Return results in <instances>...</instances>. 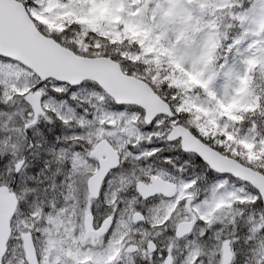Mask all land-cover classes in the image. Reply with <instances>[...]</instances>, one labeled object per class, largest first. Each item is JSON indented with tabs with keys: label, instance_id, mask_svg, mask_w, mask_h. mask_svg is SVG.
<instances>
[{
	"label": "snow or ice",
	"instance_id": "6c2138e0",
	"mask_svg": "<svg viewBox=\"0 0 264 264\" xmlns=\"http://www.w3.org/2000/svg\"><path fill=\"white\" fill-rule=\"evenodd\" d=\"M17 103L0 264H240L241 237L264 264V0H0Z\"/></svg>",
	"mask_w": 264,
	"mask_h": 264
},
{
	"label": "rangeland",
	"instance_id": "374dc122",
	"mask_svg": "<svg viewBox=\"0 0 264 264\" xmlns=\"http://www.w3.org/2000/svg\"><path fill=\"white\" fill-rule=\"evenodd\" d=\"M105 7H106V6H105ZM103 8H104V7H102V8L100 9V11H101ZM237 31H238V30H237ZM235 35H236V32L233 33V36H235ZM233 62L238 64V58H237V57H233ZM11 108H13V110L15 111V113L11 112V113L9 114V116H10L11 118H9V116H8V120H7V122H8V123L13 122V124L16 125V123H17V121H18L19 119L22 120L24 106H23V104L17 103V104H15V105H13ZM41 126H44V128H45L47 131H49V130H51V126H53V125H51V124H49V125H45V124L42 123ZM10 128H11V127H7L6 130H9ZM12 128H14V127H12ZM37 138L40 139L38 136H37ZM21 142H22V141H20L19 144H20ZM19 144H18V146H19ZM14 151H16V149H13L12 152H14ZM22 154H23V147H21L20 150H19V152H17V155H19V156H22ZM29 158H30V160H31V159H32V156L30 155ZM30 171H31V169H30ZM25 185H27V184H22V187H25ZM99 211L103 212L104 209H103V208H100ZM225 223H227V221H226ZM185 250H186V249H185V247H184L183 251H181V252H184ZM207 250L209 251V253L211 252V250H209V249H207ZM178 252H179V250H178ZM205 264H207V261L205 262ZM212 264H215V260L212 261Z\"/></svg>",
	"mask_w": 264,
	"mask_h": 264
},
{
	"label": "trees",
	"instance_id": "16d2710c",
	"mask_svg": "<svg viewBox=\"0 0 264 264\" xmlns=\"http://www.w3.org/2000/svg\"><path fill=\"white\" fill-rule=\"evenodd\" d=\"M107 14H109V12L107 11V9H105L101 13V16H104V15H107ZM3 128H4V126H3V118L2 119L0 118V148L1 149L6 144L10 145L12 143V141H13V139L11 137H8V136L6 137ZM79 132H80V129L79 128L72 129V134L73 133H79ZM47 134H48V132H47ZM33 142H34V140H33ZM3 179L4 178L2 176V173H0V180H3ZM47 199L49 200L48 197H47ZM245 249H246V246L244 245L243 238L241 237V242L237 246V252H242ZM20 254H21L20 253V249L19 248H16V250H15V257H16L17 260L19 259ZM10 255H11V253H10ZM12 262H13V255H12ZM245 264H253V263H252L251 259H248Z\"/></svg>",
	"mask_w": 264,
	"mask_h": 264
},
{
	"label": "water",
	"instance_id": "95a60500",
	"mask_svg": "<svg viewBox=\"0 0 264 264\" xmlns=\"http://www.w3.org/2000/svg\"><path fill=\"white\" fill-rule=\"evenodd\" d=\"M72 67H73V68H76V67H79V66L73 65Z\"/></svg>",
	"mask_w": 264,
	"mask_h": 264
}]
</instances>
